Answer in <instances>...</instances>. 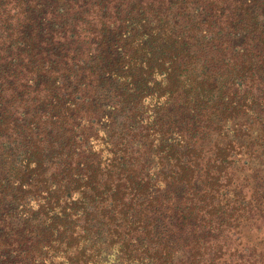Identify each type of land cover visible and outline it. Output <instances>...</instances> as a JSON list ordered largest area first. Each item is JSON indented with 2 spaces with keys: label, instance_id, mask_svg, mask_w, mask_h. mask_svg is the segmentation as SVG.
<instances>
[{
  "label": "trees",
  "instance_id": "16d2710c",
  "mask_svg": "<svg viewBox=\"0 0 264 264\" xmlns=\"http://www.w3.org/2000/svg\"><path fill=\"white\" fill-rule=\"evenodd\" d=\"M264 0H0V264H264Z\"/></svg>",
  "mask_w": 264,
  "mask_h": 264
},
{
  "label": "rangeland",
  "instance_id": "374dc122",
  "mask_svg": "<svg viewBox=\"0 0 264 264\" xmlns=\"http://www.w3.org/2000/svg\"><path fill=\"white\" fill-rule=\"evenodd\" d=\"M262 236H264V231H263V233H262Z\"/></svg>",
  "mask_w": 264,
  "mask_h": 264
}]
</instances>
